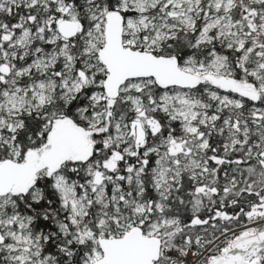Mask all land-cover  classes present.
<instances>
[{
  "label": "snow or ice",
  "instance_id": "obj_1",
  "mask_svg": "<svg viewBox=\"0 0 264 264\" xmlns=\"http://www.w3.org/2000/svg\"><path fill=\"white\" fill-rule=\"evenodd\" d=\"M0 264H264V0H0Z\"/></svg>",
  "mask_w": 264,
  "mask_h": 264
}]
</instances>
